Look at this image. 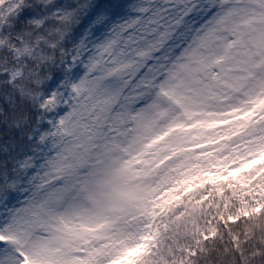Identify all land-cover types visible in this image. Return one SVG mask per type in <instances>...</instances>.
Listing matches in <instances>:
<instances>
[{"label": "snow or ice", "instance_id": "obj_1", "mask_svg": "<svg viewBox=\"0 0 264 264\" xmlns=\"http://www.w3.org/2000/svg\"><path fill=\"white\" fill-rule=\"evenodd\" d=\"M0 264H264V0H0Z\"/></svg>", "mask_w": 264, "mask_h": 264}]
</instances>
